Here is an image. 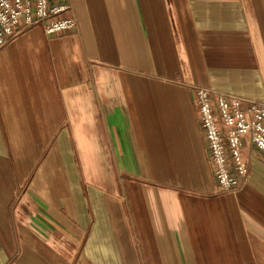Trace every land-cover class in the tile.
I'll return each mask as SVG.
<instances>
[{"label":"crops","instance_id":"crops-1","mask_svg":"<svg viewBox=\"0 0 264 264\" xmlns=\"http://www.w3.org/2000/svg\"><path fill=\"white\" fill-rule=\"evenodd\" d=\"M0 48V264H264V155L220 194L196 88L264 103V0H72Z\"/></svg>","mask_w":264,"mask_h":264},{"label":"built area","instance_id":"built-area-1","mask_svg":"<svg viewBox=\"0 0 264 264\" xmlns=\"http://www.w3.org/2000/svg\"><path fill=\"white\" fill-rule=\"evenodd\" d=\"M71 10L72 0H0V48L35 26H41L47 37L73 32L76 20L61 18ZM195 90L219 192L232 193L248 174L242 155L244 138L250 137L264 155V103L209 88Z\"/></svg>","mask_w":264,"mask_h":264}]
</instances>
